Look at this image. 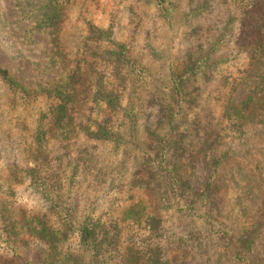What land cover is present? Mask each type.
I'll return each mask as SVG.
<instances>
[{
    "label": "rangeland",
    "instance_id": "rangeland-1",
    "mask_svg": "<svg viewBox=\"0 0 264 264\" xmlns=\"http://www.w3.org/2000/svg\"><path fill=\"white\" fill-rule=\"evenodd\" d=\"M23 1L27 0H0V68L7 70L16 83L10 87L0 78V264H94L91 255L83 252L78 235L68 243L58 245L54 252L37 237L34 229H39L38 219L44 215L51 217L49 204L36 193L28 179H20V169L32 163L31 131L40 114L47 109V101L51 102L50 96L56 85L62 81L66 68L62 61L76 60L93 70L85 74L79 87L80 116H93L101 122L106 117L100 114L104 109L100 107L102 99L94 96L99 73L104 84L116 83L113 63L106 52L127 51L129 58L150 70L155 84H159L138 89L143 100L139 132L135 144L126 148L124 161L139 155V150L142 154L153 155L151 149L156 144L145 130L149 125L155 128L162 106L169 104V99L163 98L166 87L191 71L189 59L198 61L209 56L207 74L186 81L187 92L192 98L190 101L185 98L188 102L182 105L183 113L178 117L180 123L176 130L187 135L183 142L186 156L182 152L173 156L188 165L192 156H199L201 151L200 139L188 136L194 132L190 124L198 114L204 121L213 117L218 121V115H223L222 109L229 101L239 107L250 97H264V29L254 33L246 28L247 24L253 25L252 20L262 23L264 0H167L164 5L168 11L156 0H76L68 8L61 32L39 25L38 18L35 20V16L25 11ZM253 3L255 10L249 18L243 11ZM94 30L109 33L110 38L97 42L89 40ZM256 49L258 59L251 63L249 53ZM130 89L131 85H128L127 94ZM82 90L86 93L82 94ZM114 119L120 122L122 117L117 115ZM257 140L256 145L263 148L264 136ZM51 141L53 167L60 166L57 158L64 155L61 170L66 172L67 166H74L81 155L88 154L91 158L90 155L106 154L102 143L84 137L75 140L68 151H64L63 143L57 139ZM227 142L226 138L221 148L230 144ZM169 154L172 155V149ZM120 160L115 164L117 169L122 164ZM241 169L235 163L224 166L221 175L225 187L217 197V208H214L216 216L233 231L234 239L230 244L215 238L195 243L182 236L189 231L192 218L181 219L171 214L166 217L172 236L145 241L151 225L149 221L141 214L134 217L138 208L126 213L133 203L128 181L120 192L115 190L109 195L108 184L96 179L97 172L94 171L81 170V176L77 178L78 190L73 198L80 203V208L76 222L84 219L90 207L102 211L108 205V198L113 197L107 211L110 208L112 220H119L120 228L114 231L120 232L119 246L116 250L111 249L98 264H139L130 257L129 248L135 253L137 250L148 252L143 257V264H148L151 250L168 264H264V226L250 252L234 255V251L243 250L239 238L254 224L252 214L258 195L247 187L238 196L235 189L243 188V177L240 184L234 183L233 178L241 175ZM194 174L197 180L192 179V183L197 189H203L208 174L201 158ZM114 197L126 202L118 204ZM258 220H264V215ZM104 248L108 249L107 246Z\"/></svg>",
    "mask_w": 264,
    "mask_h": 264
},
{
    "label": "trees",
    "instance_id": "trees-1",
    "mask_svg": "<svg viewBox=\"0 0 264 264\" xmlns=\"http://www.w3.org/2000/svg\"><path fill=\"white\" fill-rule=\"evenodd\" d=\"M75 1L27 0L21 4L26 12L29 11V14L35 16V20L36 17L38 18L36 22L39 25L52 31L61 32V26L68 17V8ZM156 1L159 2V5H163L162 8L165 11H168L164 5L167 0ZM253 1L255 0L251 2ZM255 6L253 3V5L245 7L243 12L250 18ZM261 20L262 23L252 20L253 25L247 24L248 31L251 30L254 33L263 31L264 16ZM102 38H110V34L94 30L89 40L97 42ZM57 53L62 56L60 51ZM106 53L109 55L107 58L113 63L112 72L116 83L113 85L104 84L99 73L97 91L94 95L96 99H102L100 107H104V109L100 114L106 115L105 119L101 122L99 118L96 119L93 116L82 114L80 116L82 100L78 98L79 87L82 86L85 74L91 73L93 70L70 59L66 62L62 61L66 66L62 81L56 85L52 92L51 102L47 101V111L40 114L31 131L29 138L32 163L30 166L20 169L22 174L20 179H28L36 193L42 195L48 202V211L52 217L44 215L42 219H38L39 229H34V233L53 252L58 248V245L68 243L74 235H78L83 252L91 255L94 264H98L99 260L104 258L111 249H117L120 232L114 231L120 228L119 220H112L110 208L107 211L113 197L108 198V205L102 211L90 207L84 219L80 223L76 222L80 203L73 197L78 190L77 178L81 176L80 172L83 170L90 173L97 172L96 179L108 184L109 195L115 190L120 192L128 181L131 187L129 193H133L132 196H129L133 199V203L126 213L138 208V212H132L134 217L141 214L146 218V221H149L151 225L147 229L145 241L160 240L172 236L168 225L169 219L166 217L171 214L181 219L192 218L189 231L182 236L190 238L195 243L215 238L230 244L234 239L233 231L216 216L214 208L217 206V197L225 187L221 171L226 164L235 163L236 167L242 168V173L233 178V182L242 183V177L244 181L242 189H235L239 192L238 196L240 197L247 187L258 194L257 205L252 214L254 224L245 231L243 237L239 238L238 241L243 250L234 251V255L240 256L250 252L264 226V220L261 222L260 219L258 220L259 216L264 215V146L261 148L256 145L257 138L264 136V131H261V128H264V97H250L239 107L233 106V101H229L230 103H226L225 108L222 109L224 110L223 115H218V121L215 117L209 118L208 122L204 117V121L198 114L190 124L194 132L188 136L200 139V155L192 156L193 159L188 165L181 160L177 161L173 155H180L181 152L184 154L183 142L187 137L186 134L177 132L180 123L178 117L183 113L182 105L192 98L187 92L186 81L198 75H206L210 66L209 56L201 57L198 61L189 59L188 63H192L191 71L179 76L171 86L165 89L167 92L163 94V98L169 99V101L167 100L169 104L162 106L163 109L157 117L158 123L155 128L150 125L146 126L145 131L150 133L156 144L155 148L151 149L153 155L142 154L139 150V155L123 161L127 154L126 148L135 144L134 141L138 137L140 109L143 103L138 89L149 86L156 87L159 84H155L150 70L129 58L127 51ZM258 54V49L252 54L249 53L251 63L258 59ZM0 78L10 87L16 86L7 70L0 68ZM128 85H131V89L127 94ZM119 90L122 92L120 93ZM81 92L85 94L86 90ZM48 94L50 95L51 92ZM222 105L224 107V102ZM176 110L179 111L176 112ZM117 115L122 117L120 122L114 119ZM218 127H220L219 130ZM166 128H168L167 131H165ZM259 128L260 130H258ZM82 137L102 143L105 146L106 154L99 157L90 155L91 158L88 154L81 155L74 166L71 164L67 166V172L61 170L62 159L65 158L63 155L57 158V161L61 162L58 163L60 166L53 167L51 140L57 139L63 143L64 151H68L73 147L72 143ZM226 138L227 143L230 144L221 148ZM171 149L172 155L169 154ZM184 156L186 155L184 154ZM119 158H121L120 163L122 164L120 169H117L115 164L119 162ZM199 158H201L208 174L207 185L203 189H197L192 183V179L197 180L194 170ZM87 163L90 164L87 165ZM135 191L140 193H135ZM114 198L118 204L126 202L121 198ZM7 236L5 234L6 242L9 243ZM105 246H107V250H105ZM131 249L129 248L130 257L135 258L139 264H143L145 260L143 257L148 252L137 250L135 253ZM150 252L153 253L146 263L168 264L167 261L163 262V258H159L157 253L155 254V250Z\"/></svg>",
    "mask_w": 264,
    "mask_h": 264
}]
</instances>
